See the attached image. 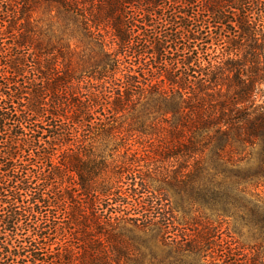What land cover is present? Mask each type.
I'll return each instance as SVG.
<instances>
[{
    "label": "trees",
    "instance_id": "trees-1",
    "mask_svg": "<svg viewBox=\"0 0 264 264\" xmlns=\"http://www.w3.org/2000/svg\"><path fill=\"white\" fill-rule=\"evenodd\" d=\"M0 264H264V0H0Z\"/></svg>",
    "mask_w": 264,
    "mask_h": 264
},
{
    "label": "rangeland",
    "instance_id": "rangeland-1",
    "mask_svg": "<svg viewBox=\"0 0 264 264\" xmlns=\"http://www.w3.org/2000/svg\"><path fill=\"white\" fill-rule=\"evenodd\" d=\"M174 201V200H173ZM194 215V214H193ZM195 215H198V214H195ZM224 229V228H223Z\"/></svg>",
    "mask_w": 264,
    "mask_h": 264
}]
</instances>
